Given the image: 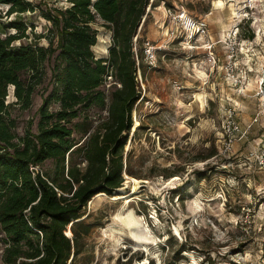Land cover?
I'll use <instances>...</instances> for the list:
<instances>
[{
  "label": "rangeland",
  "instance_id": "374dc122",
  "mask_svg": "<svg viewBox=\"0 0 264 264\" xmlns=\"http://www.w3.org/2000/svg\"><path fill=\"white\" fill-rule=\"evenodd\" d=\"M30 1L43 9L69 7L62 0ZM247 5L254 7L249 10L250 20L240 26V35L242 40H253V31L264 29V0H168L148 7V23L142 29V20L133 38L144 99L132 113V135L137 123L140 127L132 144L130 134L125 148L139 180L124 176L125 190L116 195L129 199L100 195L88 203L91 216L86 223L94 226L83 235L84 253L75 264H264V109L255 87L264 66V47L254 57L241 48V82L236 84L224 69L228 49L223 42L216 43L230 30L233 15L242 9L244 13ZM8 9L9 5L0 4L1 38L17 33L10 22L23 21L29 38L14 45H47L39 37L50 23L39 10L8 16ZM189 21L207 23L206 34L193 33ZM103 25L101 20L93 25L98 30L93 47L97 58H107L114 43L113 32ZM210 44L214 46L209 50ZM211 53L219 56L216 64ZM49 78L48 72L30 109L17 104L10 109L19 136L30 120L37 131V111ZM112 81L108 79L103 87L108 97ZM13 92L9 87L8 103L16 101ZM58 109L59 104H51V111ZM229 109L239 130L233 134L232 149L220 154ZM90 114L96 121L107 117L106 110L93 108ZM73 138L80 135L74 133ZM213 151V157L205 158ZM41 169L52 172L54 165L48 161ZM78 230L82 233L83 226ZM5 248L0 234V264H5Z\"/></svg>",
  "mask_w": 264,
  "mask_h": 264
},
{
  "label": "trees",
  "instance_id": "16d2710c",
  "mask_svg": "<svg viewBox=\"0 0 264 264\" xmlns=\"http://www.w3.org/2000/svg\"><path fill=\"white\" fill-rule=\"evenodd\" d=\"M62 1L69 7L43 9L30 0H0L9 5L8 16L39 10L50 23L39 37L45 46L14 45L29 38L23 21L10 22L15 35L0 37V234L6 243L5 264H75L84 253L83 235L94 226L86 223L91 216L88 203L100 195L129 199L116 194L125 190V178L137 179L129 154L125 157L135 127L132 113L144 99L133 38L142 20V29L148 23V7L168 0ZM98 20L113 32L107 58H97L93 51L98 43L93 25ZM48 72L37 131L30 120L19 136L10 109L14 104L30 109ZM109 77L114 83L110 97L103 89ZM11 86L14 103L7 102ZM52 103L59 104L57 111L50 110ZM93 108L106 110L107 117L94 120ZM139 127L137 123L131 144ZM74 133L80 135L78 140ZM48 161L54 165L52 172L41 169ZM185 251L183 245L181 252Z\"/></svg>",
  "mask_w": 264,
  "mask_h": 264
},
{
  "label": "built area",
  "instance_id": "2783aa9c",
  "mask_svg": "<svg viewBox=\"0 0 264 264\" xmlns=\"http://www.w3.org/2000/svg\"><path fill=\"white\" fill-rule=\"evenodd\" d=\"M254 3V1H252ZM254 5H247L245 7L246 11L243 13V9L240 11H237L236 14L233 16V24L230 28V30L226 33V36L222 41H219V43L223 42L228 49V53L225 57V64H224V69L226 76L229 80L234 81L236 84H239L241 81L238 77L239 73V67L240 63L243 59L242 56L239 54H242V50H248L252 51V55H254V51L263 48L264 47V29L263 28H257L256 30L253 31L255 37L253 40H245L241 39L240 35V26L241 24L245 21L248 22L250 20V11L251 8H253ZM255 19V18H254ZM190 23L192 22L193 27V33L194 30L195 32L198 33H205L206 34V28H207V23L203 22L201 24H196L194 21H189ZM190 23H188L190 25ZM214 45H209V50L213 48ZM240 51V53H239ZM212 57V62L216 64V61L219 60V56L214 55L211 53ZM246 57H248V54H244ZM249 60L251 61L252 59L250 56L248 57ZM241 71V70H240ZM249 71H252V68L249 69ZM260 76L257 78V92L256 96L259 97L263 109H264V66L260 70ZM247 73V72H246ZM108 79L113 80L112 77H109ZM110 87V85H109ZM234 111L232 109H229L226 111V125H224V141L222 142V148L220 151L221 153H227L229 152L234 144V139H233V134L239 130V127L236 123V120L233 119Z\"/></svg>",
  "mask_w": 264,
  "mask_h": 264
},
{
  "label": "crops",
  "instance_id": "0c3cea01",
  "mask_svg": "<svg viewBox=\"0 0 264 264\" xmlns=\"http://www.w3.org/2000/svg\"><path fill=\"white\" fill-rule=\"evenodd\" d=\"M229 30H227V31H225L224 33H227ZM224 34H222V36H223ZM214 43V42H213ZM216 43H219V42H216ZM257 51V50H256ZM256 51H254V52H256ZM256 55V53H254V55H252L253 57ZM251 68H253V66H251ZM255 87L257 88V78H256V80H255ZM259 101V100H258ZM259 103H260V106L261 107H263V105H262V103H261V101H259Z\"/></svg>",
  "mask_w": 264,
  "mask_h": 264
},
{
  "label": "bare ground",
  "instance_id": "6f19581e",
  "mask_svg": "<svg viewBox=\"0 0 264 264\" xmlns=\"http://www.w3.org/2000/svg\"><path fill=\"white\" fill-rule=\"evenodd\" d=\"M218 5H221V2H218ZM133 135H134V133H133ZM133 135H132V136H133Z\"/></svg>",
  "mask_w": 264,
  "mask_h": 264
},
{
  "label": "water",
  "instance_id": "95a60500",
  "mask_svg": "<svg viewBox=\"0 0 264 264\" xmlns=\"http://www.w3.org/2000/svg\"><path fill=\"white\" fill-rule=\"evenodd\" d=\"M149 8H151V6L149 7ZM150 11V9H148V12Z\"/></svg>",
  "mask_w": 264,
  "mask_h": 264
}]
</instances>
